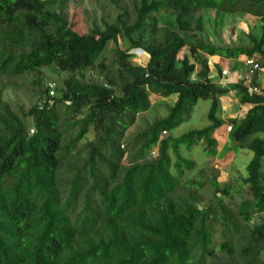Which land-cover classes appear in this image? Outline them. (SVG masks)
I'll list each match as a JSON object with an SVG mask.
<instances>
[{"label": "trees", "instance_id": "16d2710c", "mask_svg": "<svg viewBox=\"0 0 264 264\" xmlns=\"http://www.w3.org/2000/svg\"><path fill=\"white\" fill-rule=\"evenodd\" d=\"M70 1L0 0V79L50 65L71 73L22 115L0 83V264H264V95L233 86L253 104L228 119L235 145L253 151L240 200L218 173L188 177L198 164L183 153L215 150L225 122L220 97L231 89L210 78L207 55L253 56L264 67V0H137L133 19L124 9L86 32L71 23ZM205 9L254 15L260 34L246 46L214 44L200 36ZM109 41L113 69L100 60ZM135 48L149 55L145 64L131 59ZM95 66L101 80H85ZM173 93L167 114L125 141L151 94ZM200 99L211 100L207 125L173 136Z\"/></svg>", "mask_w": 264, "mask_h": 264}, {"label": "rangeland", "instance_id": "374dc122", "mask_svg": "<svg viewBox=\"0 0 264 264\" xmlns=\"http://www.w3.org/2000/svg\"><path fill=\"white\" fill-rule=\"evenodd\" d=\"M136 1L137 0H71L68 5L69 18L77 31L86 32L92 28L94 24H102L103 20L113 21L124 9L128 11L130 19H133ZM53 8L56 9V5H54ZM197 15H202L204 19V30L200 36L217 45L246 46L250 44L249 34L259 35L261 31L259 19L251 14H228L217 12L214 9H205L198 11ZM162 16L168 22H175V18L172 14H162ZM119 41H121V39ZM115 47L116 43L114 41H109L104 53L100 57V60L104 59L111 69L116 67ZM131 51L139 53L137 54L138 57L143 55V51L133 49ZM188 53L189 48H184L180 54V58ZM131 59L135 62H142L136 57H131ZM233 61L230 62L231 65H233ZM191 62H196V59L191 57ZM98 73V67H90L84 71L83 77L85 80L100 81L101 78ZM70 74L71 73L68 71H63L54 65H50L40 70L30 71L19 76L2 77L0 83L2 85H7L2 94L3 100L14 113L22 115L23 112H28L32 106L41 101L42 95H40V93L43 88L49 87L50 89H55L56 94H58L57 87ZM176 98L177 94L173 93L165 97L162 104H158L157 101L148 111L140 113L136 123L128 129L125 141L132 139L147 122H151L158 117L166 115V112H168L167 106L172 105ZM156 99L157 98L154 97L153 100L155 101ZM210 106V99H200L193 108L191 119L172 130L171 134L173 136H179L190 129L202 128L207 125V114ZM32 129H34V126L29 128L30 132ZM75 130L76 129H72V133H74ZM259 135L264 136V133L261 132ZM89 139H94V133L92 131L87 134L79 145L83 146ZM233 142L232 136H229L225 140L220 141L216 150L206 151L202 144H198L195 145L191 151L183 150V153L187 157L195 159L198 164L195 171L191 173L187 172L188 177L192 178L195 175H199L202 179L210 181L212 175L218 173V182H220L221 185L230 182L234 189L233 199L238 201L242 196L248 194V187L244 184L243 177L247 175L246 166L253 157V151L237 146L234 147ZM218 148L220 150L219 152L223 154H227L230 150H239V152L228 155L225 159H219V156L216 155ZM156 154L157 151L153 153V155ZM125 162H127V159ZM201 168L205 170L201 171ZM212 192L211 186L207 184L202 190L205 202L213 196ZM257 220V217L253 219V221Z\"/></svg>", "mask_w": 264, "mask_h": 264}, {"label": "crops", "instance_id": "0c3cea01", "mask_svg": "<svg viewBox=\"0 0 264 264\" xmlns=\"http://www.w3.org/2000/svg\"><path fill=\"white\" fill-rule=\"evenodd\" d=\"M135 57L141 60L142 61L141 63L143 64H145L149 59V55L146 52H143V55H140L139 57L137 55ZM207 57L210 65V74H209L210 78L214 82L222 86L229 87L231 89L227 94L221 96V118L225 120V122L214 133V136L218 140V146H219L220 141L225 140L229 136L230 137L232 136L231 131H227L226 128L228 119L230 117H238V118L244 117L253 104L250 102L242 103L240 101V93H241L240 89L233 87L235 84L239 82L238 73L245 71V66L242 64V62L238 61L239 59L235 61L234 59H227L219 55H207ZM232 61L234 62L233 65H231L230 63ZM224 68H229L231 70V74L229 77H224L222 75V69ZM255 77L257 81L256 84L260 85L264 90V67L261 70L257 71L254 78ZM154 97L157 98L155 101L153 100ZM151 100H152V106H154L157 101L158 104H162V101L165 100V97H162L157 94H151ZM233 145L234 147L236 146L234 142ZM219 151L220 150L218 148V151H216V155L219 156L218 157L219 159H225L226 157H228V155L239 152V150H230L227 154H223L222 152Z\"/></svg>", "mask_w": 264, "mask_h": 264}, {"label": "built area", "instance_id": "2783aa9c", "mask_svg": "<svg viewBox=\"0 0 264 264\" xmlns=\"http://www.w3.org/2000/svg\"><path fill=\"white\" fill-rule=\"evenodd\" d=\"M238 59L237 60L242 62V64L245 66V71L238 73L239 82L243 81L244 84H246L248 86V89H249L250 92L257 93L259 95H264L263 88L260 85L253 83V78L256 75L257 71H259V70H261L263 68L262 65H261V62L258 61L253 56H241ZM230 74H231V70L229 68L222 69V75L224 77H229ZM49 94L51 96L56 95V90L55 89H51L49 91ZM45 102H47L49 104L52 103V97H47ZM40 107H42V105H40ZM232 130H233L232 124H227V131H232ZM33 131H34V129L31 130V132H33ZM166 133H167V131H163V134H166ZM156 151H157V148H155L152 151V155Z\"/></svg>", "mask_w": 264, "mask_h": 264}, {"label": "clouds", "instance_id": "9594fccd", "mask_svg": "<svg viewBox=\"0 0 264 264\" xmlns=\"http://www.w3.org/2000/svg\"><path fill=\"white\" fill-rule=\"evenodd\" d=\"M133 50H140V51H143V52H145L142 48H135V49H133ZM132 52V51H131ZM132 53H134L135 54V56L137 55V54H139V53H135V52H132Z\"/></svg>", "mask_w": 264, "mask_h": 264}]
</instances>
